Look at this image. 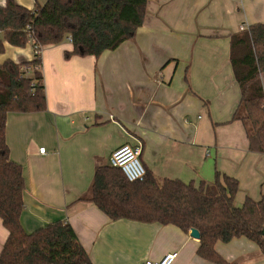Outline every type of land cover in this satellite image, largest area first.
Wrapping results in <instances>:
<instances>
[{
	"label": "crops",
	"instance_id": "0c3cea01",
	"mask_svg": "<svg viewBox=\"0 0 264 264\" xmlns=\"http://www.w3.org/2000/svg\"><path fill=\"white\" fill-rule=\"evenodd\" d=\"M15 1L29 9L43 3ZM256 23L264 24V0H149L136 36L99 58L66 59L69 40L44 47L47 109L9 112L6 121L10 158L26 181L25 231L68 222L92 264H142L170 252H177L173 264H216L198 255L190 230L112 220L80 197L98 162L110 163L123 144H140L142 163L157 179L198 184L219 171L238 179L237 204L264 199V153L249 149L244 122L233 118L241 90L230 60L231 34ZM29 43L5 42L0 64L33 59ZM261 80L264 86V72ZM7 237L0 218V253ZM216 249L231 262L264 264V252L245 237Z\"/></svg>",
	"mask_w": 264,
	"mask_h": 264
},
{
	"label": "trees",
	"instance_id": "16d2710c",
	"mask_svg": "<svg viewBox=\"0 0 264 264\" xmlns=\"http://www.w3.org/2000/svg\"><path fill=\"white\" fill-rule=\"evenodd\" d=\"M149 0H47L34 8L6 0L0 5V54L5 42L24 47L57 45L69 40L64 57L94 56L117 49L133 39L144 23ZM230 60L241 90L233 118L244 122L251 151L264 153V24L231 34ZM47 109L41 53L29 61L6 59L0 64V218L8 237L0 264H92L72 225L51 222L34 232L21 223L26 181L22 166L10 158L6 140L9 112ZM147 170V169H146ZM238 179L216 171L213 181L198 184L179 178L161 182L147 170L143 180L129 181L120 167L98 162L88 192L91 201L110 219L172 224L200 232L197 253L216 264H239L216 249L245 237L264 252V199L247 197L239 205Z\"/></svg>",
	"mask_w": 264,
	"mask_h": 264
},
{
	"label": "built area",
	"instance_id": "2783aa9c",
	"mask_svg": "<svg viewBox=\"0 0 264 264\" xmlns=\"http://www.w3.org/2000/svg\"><path fill=\"white\" fill-rule=\"evenodd\" d=\"M244 27H242V30ZM35 53H41L42 49L39 46L34 47ZM142 146L140 144L131 145L123 144L116 148L110 157V164L120 167L124 175L129 181L143 180L147 174L146 167L140 158ZM41 153H45V147L39 149ZM177 257V252H170L164 255L159 261L148 259L142 264H173Z\"/></svg>",
	"mask_w": 264,
	"mask_h": 264
},
{
	"label": "water",
	"instance_id": "95a60500",
	"mask_svg": "<svg viewBox=\"0 0 264 264\" xmlns=\"http://www.w3.org/2000/svg\"><path fill=\"white\" fill-rule=\"evenodd\" d=\"M190 233H191V235L193 236V237H195V238H200V232L198 231V229H196V228H191L190 229Z\"/></svg>",
	"mask_w": 264,
	"mask_h": 264
},
{
	"label": "rangeland",
	"instance_id": "374dc122",
	"mask_svg": "<svg viewBox=\"0 0 264 264\" xmlns=\"http://www.w3.org/2000/svg\"><path fill=\"white\" fill-rule=\"evenodd\" d=\"M39 1H41V2H43V3H45L47 0H39ZM42 3V4H43ZM68 40H64V43H66ZM29 43V42H28ZM27 43V44H28ZM29 44H31V43H29ZM164 179V176H159V178H158V180L161 182L162 180Z\"/></svg>",
	"mask_w": 264,
	"mask_h": 264
}]
</instances>
